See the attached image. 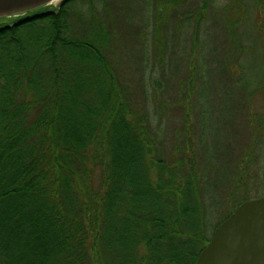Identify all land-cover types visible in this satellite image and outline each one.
Wrapping results in <instances>:
<instances>
[{
    "label": "trees",
    "instance_id": "trees-1",
    "mask_svg": "<svg viewBox=\"0 0 264 264\" xmlns=\"http://www.w3.org/2000/svg\"><path fill=\"white\" fill-rule=\"evenodd\" d=\"M102 1L0 22V264H195L251 199L252 146L235 154L218 119L234 91L253 92L208 29L200 40L213 0L148 4L132 82ZM246 1L228 3L226 29L262 0ZM250 27L264 64V18Z\"/></svg>",
    "mask_w": 264,
    "mask_h": 264
},
{
    "label": "rangeland",
    "instance_id": "rangeland-1",
    "mask_svg": "<svg viewBox=\"0 0 264 264\" xmlns=\"http://www.w3.org/2000/svg\"><path fill=\"white\" fill-rule=\"evenodd\" d=\"M59 1L60 0L53 2L50 7H56ZM154 1L155 0H105L106 4L104 7L114 20V25L117 26L119 45L124 44L123 47H125L123 51H120L118 58L120 62H122V65H124L125 75L129 78L130 82L137 78V76L132 75L133 66L131 65L133 63L132 57L135 53L134 48L137 46L134 42H140L139 39L136 40L137 36L146 31H152L154 17L151 14H149L148 17L147 8L148 4L150 6ZM230 1L231 0H213L208 5L207 17L205 18L206 23L203 22L200 30V35L202 34L201 32H203L204 37H201L202 39L200 40L204 38L207 39L208 35L206 31L208 29L213 35L212 37L215 43L213 46L216 49V59H225L229 61L232 66L235 65L236 68H238V72L240 69L239 63L241 67V72L239 73L243 72L241 76L243 78H241L240 82L246 83L247 89L249 90L248 92H253L251 97H248L247 92L242 93L243 90H241L240 93L238 90L234 91L230 102L235 106L233 109L235 114L227 116L229 121L218 119V123L223 124L221 126L225 128L224 141L234 148L235 154L247 148L251 149L252 146L255 162H253L254 165L251 169L252 184L248 194L249 198L252 199L255 197H264V130L256 134V140L260 143L254 144L255 140L251 138L252 135H250L251 132L248 128V123H250V121H248L249 118L247 117L254 116V113H257L259 118H262V116L264 117V93H260V90H258L264 85V64L256 57L258 45H254L253 43V30H251L252 26L250 27V25L256 23L260 16L264 18V0L260 2L259 7L256 8L257 10L247 7V12L243 15V19L246 18V16L249 17L248 24L242 23L238 26H236V24L235 28L226 29L225 25L227 26V21L232 19L234 15L233 12H229L228 9H225ZM239 1L243 3L246 0ZM247 1L251 2V0ZM102 5V0H76L74 7L75 10L89 14L92 6L101 10ZM235 10L236 6L233 11ZM9 20H11V18H0L1 23ZM119 50L120 47L117 48V52H119ZM220 92L221 94L223 93L221 90L218 93ZM252 123L254 126L255 123L253 120ZM163 124L166 126V123L163 122ZM261 132L263 133L262 137L260 135ZM214 221H216V218L213 219V222Z\"/></svg>",
    "mask_w": 264,
    "mask_h": 264
},
{
    "label": "water",
    "instance_id": "water-1",
    "mask_svg": "<svg viewBox=\"0 0 264 264\" xmlns=\"http://www.w3.org/2000/svg\"><path fill=\"white\" fill-rule=\"evenodd\" d=\"M55 1L0 0V18L22 19ZM195 264H264V197L243 201L219 223Z\"/></svg>",
    "mask_w": 264,
    "mask_h": 264
}]
</instances>
